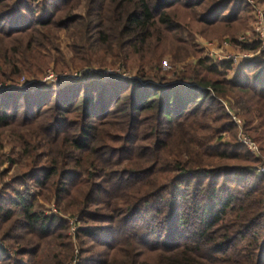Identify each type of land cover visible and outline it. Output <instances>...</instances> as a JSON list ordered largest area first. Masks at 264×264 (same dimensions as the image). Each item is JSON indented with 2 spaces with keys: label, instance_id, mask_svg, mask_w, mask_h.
I'll use <instances>...</instances> for the list:
<instances>
[{
  "label": "trees",
  "instance_id": "16d2710c",
  "mask_svg": "<svg viewBox=\"0 0 264 264\" xmlns=\"http://www.w3.org/2000/svg\"><path fill=\"white\" fill-rule=\"evenodd\" d=\"M247 21V0H0V84L97 67L56 91L0 92V168L8 142L24 187L0 195V264H44L45 246L51 264H264V57L160 66L196 54L180 34ZM108 66L134 75H99Z\"/></svg>",
  "mask_w": 264,
  "mask_h": 264
},
{
  "label": "rangeland",
  "instance_id": "374dc122",
  "mask_svg": "<svg viewBox=\"0 0 264 264\" xmlns=\"http://www.w3.org/2000/svg\"><path fill=\"white\" fill-rule=\"evenodd\" d=\"M37 1H39V0H37ZM257 1L262 4V5L260 4L261 9L264 10V4L262 3V1L261 0H257ZM177 14H178L179 18H184L187 15L186 13H185L186 14L185 15L184 12H182L181 10H179ZM251 22L252 21H247L246 27L244 29L238 30L237 32L229 31L228 29H226L222 25H216L213 27L205 28L203 31V34H199L195 30H193V28L191 27V29L193 30L191 39H188V36L186 33L180 34L179 36L186 41H190L191 44L194 45V50H195L196 54L190 55L187 59H185L182 63H179V64H173L171 61V58L169 56H165V58H163L160 61V66L164 71H172L173 72L175 70L176 71L181 70L186 65L196 62V60L198 58L205 57L202 50H201V47H200V44L202 43V41L203 42H206V41L207 42H211V41L221 42V41L226 40V41L230 42L229 38L231 37V34L228 32H233L234 36H235V40H237V38L239 36L247 33V31L251 30V28H250ZM58 37H59L60 42L62 43L61 47H62L63 53H66L67 50L64 49V47H65V45H67V43H69L67 34L65 32H59ZM231 44H232V42H231ZM233 48L232 49L236 52L237 51L236 48L235 47H233ZM104 62L106 64H109L110 60H105ZM88 67L95 68V69L97 68L96 66L95 67L94 66H85V67H82L80 69H76V70H73L70 72H64V73H70V74H67V78H65V80H62L63 83H61V84H59V82H60L59 80L55 81L54 78H52L53 79L52 81H51V79L47 80L49 77V73H51L48 70H52L51 66L48 70H46L44 72V74L42 76H40L36 79H33V81L28 80L27 76H25L26 79H24V80L22 79L23 77H21L19 81H20V83H22L24 85L22 89H24V88L27 89L26 86L29 83L31 84V81H32L36 85V88L44 89V90L49 89L50 91H56L60 87V85H61V87H66V85L75 84V82H72V81H76L77 84H82V83H86V81H90L93 78H95V76L79 77L77 75V73L80 72L82 69H86ZM106 68H104V70L110 69V70L115 71L116 73H115V75H113V77H116L118 79H125V78L130 77L129 75H131V76L134 75V72H130V73L124 72L123 70H121L117 66H115V67L108 66ZM98 71H102V70H98ZM75 73H76V75H75ZM101 78L107 79L109 77H101ZM78 79H80V80H78ZM63 84H66V85H63ZM226 138H228V137H226ZM10 147H11L10 144L8 142L7 143L5 142L4 148L2 150V153L4 154L6 160L4 161L3 165L1 166L0 171H4V172L6 171L7 176H5L2 180H0V195L3 193L9 194L13 189L18 190V191H21L24 189V187L20 184V182H16L17 180L15 181V177L19 172V167H18V164H16V163L10 166V159H9V157L11 156ZM15 161L17 163L18 162L20 163L22 161V159L16 158ZM259 167H260V165L256 166L253 169V172L256 175H259V173H257V171H256ZM31 185L32 184H28L29 190L33 191V193L34 192L36 193V190H34L33 186H31ZM52 206H53V208H52ZM35 210L41 211L47 215L59 214L60 216L64 217L67 220L71 219V217L63 216L61 213H56V208H55L52 201L51 202H44L43 200L38 199L36 204H35ZM70 233H72V232L69 231L68 234L70 235ZM53 251H55V250L51 246H49V247L45 246L43 248L41 255H40V259L42 260V262L44 264H51V256H52ZM11 255L13 256L12 251H11Z\"/></svg>",
  "mask_w": 264,
  "mask_h": 264
},
{
  "label": "built area",
  "instance_id": "2783aa9c",
  "mask_svg": "<svg viewBox=\"0 0 264 264\" xmlns=\"http://www.w3.org/2000/svg\"><path fill=\"white\" fill-rule=\"evenodd\" d=\"M248 5L250 6V15H251V30L247 31V33L239 36L236 40V43L231 44L230 42L224 40L221 42L211 41V42H203L200 44L201 50L205 57L209 58L213 62H227L232 64L234 67H237L245 62L254 61L264 57V10L261 9V3L257 0H247ZM261 4V5H260ZM256 42L258 44L257 50L255 52L251 51H244L241 50V45H249ZM235 47L236 52L233 50ZM233 48V49H232ZM91 74L92 71H90ZM116 72L113 70H107L100 72L99 75L106 76V75H114ZM76 75V74H75ZM52 78L56 80L52 73H49V77L47 80L51 81ZM66 77L61 78L65 80ZM24 80V78H22ZM46 80V81H47ZM22 83H18L16 85H2L0 84V92L1 91H10L13 89H22ZM226 109L228 113L231 115L233 121L235 122L238 132H237V139L238 141L245 146L247 151L253 155L255 158H260V149L258 145L244 132L243 129V121L238 118L235 113L227 106L225 103ZM257 173L262 174L264 173V164L260 165V167L256 170ZM53 208V206H52ZM73 227V226H72ZM72 231L75 230V227L71 229Z\"/></svg>",
  "mask_w": 264,
  "mask_h": 264
}]
</instances>
